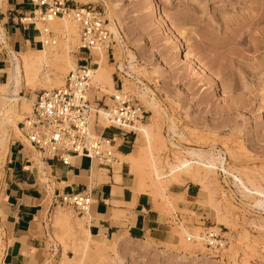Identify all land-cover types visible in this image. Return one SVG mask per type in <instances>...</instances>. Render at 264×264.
<instances>
[{
	"label": "rangeland",
	"instance_id": "374dc122",
	"mask_svg": "<svg viewBox=\"0 0 264 264\" xmlns=\"http://www.w3.org/2000/svg\"><path fill=\"white\" fill-rule=\"evenodd\" d=\"M71 1L76 6L88 2L85 6L100 12L107 25L110 23L107 13L111 11L115 16L111 21L116 24L124 42L123 49L112 46V54H107L106 58L113 69L114 89L134 96L149 112L141 123L149 122V117L153 116L151 113L155 112H150V108L132 89L123 90L124 77L116 71L118 64L125 63L127 53L131 52L135 56V67L134 72L130 71L134 79L129 81H141L139 86L144 85L150 90V96L158 106L159 121L162 122L160 137L164 139L166 148L156 142L161 152L154 151L160 174L168 171L167 162L172 161L173 154L182 156L188 148L218 151L225 159L229 172L235 170L242 175L244 182L251 181L264 189V19L259 17L264 15V0ZM50 32L56 43L52 46L47 40V46L59 48L64 40L59 32L52 29ZM78 44L79 37L70 54L74 62L82 58ZM8 59L9 56L6 57V68ZM94 68L92 65L89 70ZM67 73L61 76L63 81ZM40 84L36 85H47L44 82ZM38 87L33 92L21 88L20 94L27 98L32 96L33 102L22 119L16 122V127L31 114L37 93L51 90ZM90 91L88 96L92 107L97 105L95 98L101 99L99 107L112 104L106 95ZM168 119L173 121L178 132L183 133V139L168 131ZM16 129L8 128L10 136L21 140L30 151ZM105 135H110V131H106ZM138 138L136 133L130 136L131 141ZM113 144L115 148L119 142ZM133 146L129 153L137 150V144ZM121 157L119 153L117 158L120 163ZM32 158L37 164L40 162L35 152H32ZM4 162L0 164V177ZM37 166L39 182L45 185L49 172L40 163ZM112 166L116 167V164ZM121 167L124 168V165ZM40 169L46 171L45 178H41ZM129 172L139 187L140 175L131 169ZM144 182V190L138 189L153 196L152 180L144 179ZM187 182L197 186L193 201L196 203L191 211H180L179 222L172 221L176 234L171 244L176 246L120 232L114 252L106 250L107 255L97 259L92 256L91 247L84 258L85 261L88 256L85 264H264V211L253 206L254 198L242 197L234 180L225 175L219 166L205 186L186 178L174 185L177 187ZM174 189L166 192L169 204ZM164 201L160 199L169 208ZM49 203L50 198L47 200ZM174 211L179 212L176 208ZM58 213L70 222V230L66 229L68 226L53 223ZM88 213L83 216L88 218ZM172 214L170 212L169 216ZM80 218L70 209L60 206L54 209L45 227L48 237L44 244L43 264H61L63 260L79 258L73 255V251L80 248L78 256L82 252L78 242L84 236L82 233L81 238L77 235L80 232L75 226ZM87 218L85 222H88ZM173 219L170 217V220ZM179 226L192 236L185 240V245L180 243L184 235H181ZM39 234L44 238L42 228ZM208 234L221 239L223 245L219 250L208 246ZM193 236L202 237V240L197 242ZM2 237L3 232L0 231V260L5 250ZM112 238H108L105 246L111 245Z\"/></svg>",
	"mask_w": 264,
	"mask_h": 264
},
{
	"label": "crops",
	"instance_id": "0c3cea01",
	"mask_svg": "<svg viewBox=\"0 0 264 264\" xmlns=\"http://www.w3.org/2000/svg\"><path fill=\"white\" fill-rule=\"evenodd\" d=\"M33 9L29 0H0V85L6 81V57L11 52L18 54L41 48L37 29L25 24ZM112 80L114 82V77ZM107 131H110L107 137L115 133ZM116 140L119 144L113 149L115 164H119L117 155H129L133 146L120 138ZM32 159V152L19 139L11 137L0 177V231L5 244L1 264H43L44 244L48 237L45 227L56 208L53 195L87 192L92 204L86 227L89 234L104 245L112 236L111 243L118 240L120 232L176 245L171 244L176 234L172 221L179 222L180 211H191L196 203L193 202L197 194L194 183L179 184L172 192V203H168V208L160 202V197L140 192L128 165L120 168V181L116 182L114 166L111 170L101 168L86 158L71 157L69 164L64 165L56 159L39 157L40 164L49 172L46 185H42L38 164ZM168 190L173 189L164 191L167 201ZM175 208L179 212L176 213ZM170 212L174 219L169 216ZM40 228L44 238L39 234Z\"/></svg>",
	"mask_w": 264,
	"mask_h": 264
},
{
	"label": "bare ground",
	"instance_id": "6f19581e",
	"mask_svg": "<svg viewBox=\"0 0 264 264\" xmlns=\"http://www.w3.org/2000/svg\"><path fill=\"white\" fill-rule=\"evenodd\" d=\"M87 3L84 4L86 5ZM106 17L110 20V23L107 25V29L113 35V41L115 42L113 48L117 46L123 49L124 41L119 35L116 24L111 21V19L115 16L110 11L107 13ZM259 17L260 20L264 19V15H260ZM70 18H54L44 27H42V30H45L47 34L51 29L60 33V38L63 39L64 42L61 43V46L59 48L52 47L56 43V38L52 37L51 35L50 40L48 37L44 38L43 41L45 42L43 44V47H41L39 50H28L27 52H21L18 54L11 52L9 55L10 59H8V67L4 70L7 78L6 81L0 85V164L6 159L9 151L11 136L9 134L8 128H17L15 126L16 122L22 119L24 115L23 113L27 112L30 109L31 103L33 102L32 96L30 98H27L20 94L21 88L24 87L33 92L34 89L39 86L36 84H39L40 82L41 84L43 82L47 84L44 87L39 86L42 89H55L61 87L64 83L61 76L65 75L67 72L69 73L71 71H74L76 67L79 66V60L83 58H79V60H75L74 62V58L70 56L72 47L78 41L79 37L78 29L75 26L74 22L70 20ZM38 26L41 27V25L39 24L37 25V27ZM47 40L51 42L50 44L52 46H47L49 45ZM106 58V49H101L96 52L95 58L92 61V65H94L95 68L93 70L90 69L91 80L89 92H91L90 90H93L100 96L106 95L110 100V96L115 95L118 90L114 89V82L112 80L113 69L107 64ZM125 58V63H120L116 67V71H118L124 77L123 82H125L122 84L123 90L132 89L136 96L144 101V103L147 105L146 107L150 108V112H152L151 110H153L155 113H151V115L153 116L149 117L148 123L143 124L141 122H138L131 128V130H133L139 136V138L134 142V145L135 143L137 144V150L127 156L121 157L122 163L116 164V167H114V180L116 182L120 181V166L128 165L129 169H131L132 172L137 173L141 177V180L139 181L140 190H144L145 188L144 179H148L149 182L151 179L153 196H158L160 197V199L165 200L164 203H168L167 198L164 195V191L166 189H174L176 187L174 184L181 183L182 178L191 179L192 181L202 183L205 186L209 177L216 174L217 166H219L225 175L230 176L234 180V184L236 185L241 196L244 198H254L253 206L256 209L264 211V189L251 181L244 182V180L241 178L242 175L240 173L238 174V172L236 173L235 170H233V172H229L225 167V159L218 151L207 152L194 148H188L183 151L182 156L173 154L172 161L167 162L169 165L168 171L165 174L159 173L156 167L157 159L154 156V151L155 153H159L161 152V149L159 150L157 148L158 146L156 142H160V147L162 146L163 149L166 148V146L164 143V139L160 137V124L162 122L160 123L159 121L160 115L157 110L158 106L156 105L154 98L150 96V90L144 87V85L139 86L142 83L141 81H137L136 83L129 81L134 79V77L130 75V71L134 72L135 56L131 52H128ZM143 69L145 68L143 67ZM35 85L37 87H35ZM105 113L106 112L103 109H100L98 116H92L93 121L97 120L99 125L107 127V123L105 122ZM168 122V131H170L179 139H183V133L176 130L173 121L171 119H168ZM16 130H18L17 132H19L18 128ZM16 136L17 135H15V137ZM115 142H117V140ZM113 143L114 141L112 142V144ZM34 159H32L33 162H35ZM29 160H31L30 157ZM31 165L33 167V164ZM43 169H40L41 178L46 177V172ZM144 169L148 170L149 172H144ZM46 191H49V189ZM84 216L81 217L79 219L80 222L77 221V224L75 225L77 227L76 231L78 230L80 232L79 234L77 233V235H80L79 237L81 238L82 233L84 236V238L82 236L83 239H80L78 242L79 244H81H78V248L79 246H81L82 254L80 253V256H78V251L80 250V248L78 249L76 247L78 251H75L74 249L73 255L79 257L77 258L78 260H63V263L61 262V264H85L88 256L85 261L84 258H86L85 256L88 255V252H90L91 247V252L93 251V255L91 253L89 254H91L93 257H97V259L103 258V256L107 255L106 250H112L114 252L117 247V241H113L110 246H105L101 242H98L96 238L92 237L86 227V224L88 222H85V220L87 217ZM55 221L53 223H56L57 225L59 224L60 226H68V228L66 229L70 230L69 226L71 225H69L70 222H68L66 217L62 215L60 216L59 214V216L56 217ZM75 223L76 221L74 222V224ZM74 228L73 230H75ZM179 231H181L180 233L182 236L184 235V239L180 243L182 245H185V240L187 238H191L192 236L189 235L185 229H183V226H179ZM193 237L197 242L202 240V237ZM1 262L2 258L0 260V264Z\"/></svg>",
	"mask_w": 264,
	"mask_h": 264
},
{
	"label": "built area",
	"instance_id": "2783aa9c",
	"mask_svg": "<svg viewBox=\"0 0 264 264\" xmlns=\"http://www.w3.org/2000/svg\"><path fill=\"white\" fill-rule=\"evenodd\" d=\"M34 7L25 19V24L36 28L43 47L44 38L50 40L51 32L42 30L54 18L71 17L79 31L78 51L82 55L74 71L69 72L61 87L43 90L37 93L31 114L25 116L18 124L19 132L30 151L39 155L42 160L56 159L64 165L69 158H86L94 161L101 168L112 169L116 162V154L112 142L117 138L133 146L135 135L131 128L147 118L148 111L128 92L121 89L110 96L111 105L99 107L101 99L95 98L96 107L89 100L90 70L97 51L106 49L112 54L115 44L113 36L107 29L102 14L95 8L72 4L71 0H29ZM41 25L38 28L37 25ZM119 81L118 77L116 76ZM105 110L107 127L93 121L92 116L99 115L100 109ZM113 130L110 137L104 136L105 131ZM53 204L72 210L76 215L83 216L89 212L92 201L87 192L62 193L53 195ZM210 248L222 247L221 239L208 234ZM210 240V241H209Z\"/></svg>",
	"mask_w": 264,
	"mask_h": 264
}]
</instances>
